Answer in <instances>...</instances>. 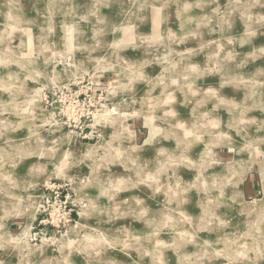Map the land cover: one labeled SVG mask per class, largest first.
<instances>
[{"label":"rangeland","instance_id":"374dc122","mask_svg":"<svg viewBox=\"0 0 264 264\" xmlns=\"http://www.w3.org/2000/svg\"><path fill=\"white\" fill-rule=\"evenodd\" d=\"M145 2L153 7L139 12L138 5ZM237 3L0 0V148L10 139L33 145L39 140L51 149L52 140L66 138L73 131L83 133L52 152L56 160L71 154L57 167L48 164L47 151L43 155L20 152L14 169L4 165L0 156V170L7 167L12 172L8 182L0 177V187L12 181L20 184L11 190V196L0 192V245L5 242V233L35 237L29 239L28 251L23 253L11 246L0 247V259L7 264H264V245L256 241L258 251L249 250L257 236L264 237L260 165H254L238 187L223 186L229 169L249 161L254 150L264 152V8L260 7L264 0H258L250 21L238 11L225 15V10ZM161 4L165 5L163 10ZM131 13L137 15L128 23ZM86 15L87 20H80ZM94 27L104 31L94 36ZM247 31L256 35L243 42ZM161 37L167 39L160 41ZM228 38H232L230 44ZM233 50L241 56L226 61ZM113 54L133 71L146 59L155 60L141 69L148 80L131 86L132 94L137 99L147 97L149 105L157 102L154 97L167 98L161 94L169 87L173 65L176 70L195 65L189 73L193 87L188 97L173 93L170 110L176 115L171 118L185 123L182 132L192 131L190 121H200L214 135L201 134L191 147L187 141L195 134L184 137L181 148H186V159L161 156L160 165L165 170L159 176L155 166L141 168L144 183L114 186L120 190L100 197L98 203L104 208L94 211L91 206L97 203L100 190L93 179L112 174L126 181L129 175L123 160L101 166L95 174L89 166L91 159L78 162L87 153L86 147L95 145L97 139L113 140L120 126L119 121L97 114V102H109L106 92L93 88L94 84H113L114 68L109 60ZM244 54H248V62L240 70L242 79L224 76L223 64L235 63ZM206 68L210 70L204 71ZM150 86L155 90L148 97ZM14 98L16 103L12 104ZM120 99L118 94L111 103ZM194 100L204 103L197 106ZM25 108L33 119L12 130L27 115ZM40 109L45 110V117L55 113L56 124L41 127ZM13 111L20 115H11ZM156 112L162 114L158 108ZM123 121L134 126L137 142L143 144L149 134L145 116L124 115ZM92 123H96L99 136L90 135V127H78ZM177 143L178 138L162 142L171 150ZM229 147L237 151L230 153ZM240 148L246 150L239 152ZM155 155L150 147L142 152L145 160ZM213 160L217 162L211 163ZM29 176L47 179L35 186L22 184ZM65 178L79 191L65 187ZM14 196L21 197L24 215H6L15 203ZM141 211L143 216L138 215ZM83 213L86 219L79 225ZM85 236L91 239L84 241ZM234 249L241 252L238 259H234Z\"/></svg>","mask_w":264,"mask_h":264},{"label":"clouds","instance_id":"9594fccd","mask_svg":"<svg viewBox=\"0 0 264 264\" xmlns=\"http://www.w3.org/2000/svg\"><path fill=\"white\" fill-rule=\"evenodd\" d=\"M155 2V0H154ZM258 0H238V3L235 6H230L228 9L225 10V15L230 16L232 12L238 11L240 16L242 18H245L247 21L252 20V11L257 7ZM153 7L152 3H140L138 5V11L143 12L145 8H151ZM165 5H160V10H163ZM187 7V6H186ZM261 8H264V3L260 4ZM95 13H92L91 15H94ZM136 13H131L128 23H131V17L136 16ZM89 17L81 16L80 20H87ZM261 19H264V16H261ZM99 23H102L99 22ZM200 25H197V29H199ZM251 27V26H249ZM264 27V25H262ZM183 28V24H182ZM120 29L114 28L113 31H119ZM260 29H257L259 31ZM103 28L94 27L93 32L94 36L95 34L99 32H103ZM256 35V32L254 31H247L245 33L244 41L247 42V39L251 36ZM167 37H161L160 41L166 40ZM181 39H186V37H181ZM232 42V38H228V43L230 44ZM159 43V41H158ZM165 48H167L166 45H164ZM110 47H117L116 45H112ZM264 51V49H262ZM156 52H159V47H156ZM171 55V53H169ZM241 54L233 51H230L227 54L226 61H233L237 57H240ZM164 59H167V57H163ZM109 60H111L113 68H114V76L115 79L113 81L112 85H99L94 84L93 88L95 90L96 87H99L103 92L107 93L106 99L109 103H101L97 102V114L103 115L106 117L111 118L113 122H120L119 128L114 133V139L113 140H103V139H97V142L95 145H89L87 153L83 154V156L78 160L79 163H84L85 160L91 159V164L89 165L93 173L95 174L99 167L104 166L106 167L107 164L115 163L118 161L123 160L126 169H128L129 175L128 179L125 180H117L112 174H108L105 177L102 178H94L93 183L99 188L100 194L98 197L95 198L97 201L96 204H93L91 207L94 211H100L103 210L104 206L99 205V199L102 196H105L108 194L109 191H119V187H114L120 184H128L132 187H135L137 184L144 183L145 181L140 178V169L141 168H147L149 166H155V175L159 176L165 169L160 165V157L167 155L170 158H174L178 161H183L187 158L186 156V148L182 150L181 145L185 143L184 137L194 136V139L191 141H187V147H191V144L195 143L196 141L200 140L201 134L213 136L214 134L211 133L207 129V125L201 123L200 121H190L189 127L192 128V131H184L185 129V123L181 122L179 119H172L171 117L175 116L176 113L170 110V106L173 102V93H182L186 96V98L189 95L190 90L193 87V84L189 82V73L195 70V65H188L185 66L179 70H176L175 65H173V71L170 79V84L168 89L165 93H162L161 95H167L166 99L160 100L159 98H153L157 102L153 105L148 104V98L145 97L144 99H137L134 94L131 92V86L134 82L137 81H147L148 78L141 74V69L143 67H146L149 63H154L155 60H148L146 59L143 61V63L136 68L135 71L132 70L131 67L125 65L119 58L116 56V54H113L112 57H109ZM248 62V54H244L241 59H239L235 63H224L222 66V72L224 76H230L232 79H242V77L239 75L240 70L244 68L246 63ZM47 64V61H45ZM210 69H204V71H209ZM55 82V81H54ZM53 82V83H54ZM224 85L221 84V87ZM44 87L51 88L52 85H45ZM154 87L150 86L148 97H151L152 91H154ZM41 91H43V87L41 88ZM120 95L121 99L118 103H111L113 98L117 95ZM191 96L195 97L196 93L191 92ZM197 106L202 105L204 103L203 100H194L193 101ZM12 104H15V98L11 101ZM111 104V106H109ZM139 106V107H137ZM167 106V107H166ZM159 109L162 114H157L156 109ZM27 115L24 117V119L21 121L20 124L12 126V130H16L17 128L21 126H25V121H31L33 117L31 116L29 109L25 108L23 110ZM41 112V117L43 118V123H41V127H44L45 124H56L55 120V113H52L50 116L45 117L43 109L39 110ZM11 115H20L18 112H10ZM124 115H130L132 117L138 116V115H144L146 118L147 123L145 124V127L149 129V134L146 139H144L143 144H139L137 142V135L134 130V126L127 124L123 121ZM204 116L209 115V113H204ZM96 123H99V120L96 121ZM96 123L92 124H81L78 127L81 129L85 127H90L93 129V132L90 133V135H97L99 136V133L96 130ZM55 130H59L58 128ZM49 131H52V129H49ZM81 132H70L68 134V137H62L60 140H52L51 149H47L46 146L39 140L35 142V144H30L28 141H25L22 144H17L16 141L5 139L4 144L5 147L0 148V156L3 158L4 165H11L12 169L15 168V164L19 162L18 157L20 152H27L30 155H43L45 151L49 154V160L48 164L52 165L53 167H57L58 165L63 164V160L68 159L67 154L64 156L63 160H56L52 158V152L54 150H57L62 143H68L70 142V139L72 136H79L82 135ZM118 138V140H117ZM172 138H178V143L175 150L167 149L163 147L162 142L167 141ZM31 137L29 138V140ZM115 142L116 146L113 147V143ZM264 142V141H262ZM151 148L155 155V158L152 160H145L142 156V152L146 148ZM207 147V146H206ZM247 147V146H246ZM229 152H236L237 149L229 147ZM245 148H240L239 152H244ZM101 161H106V164H101ZM216 160H213L211 163H216ZM256 164L260 165V182L262 191H264V152H257L253 151L252 157L249 161H240L238 165L234 169H229V174L224 177L223 186L228 187L231 185L232 187L236 188L239 186V184L243 183L244 177L247 173H249L252 170V167ZM48 165H42L41 167H47ZM209 166H211L209 164ZM35 167V165L33 166ZM12 175V172L8 170L7 167L0 170V177H2V182H8L10 177ZM173 175L175 173L173 172ZM42 179L40 177L35 176H29L25 177L22 180V184L24 185H32L35 186V184L39 183ZM171 179V178H169ZM65 187H68L72 189L73 191H79L78 188H73L72 186V180L69 178H65ZM20 187V184H17L15 181H12L11 183H5L4 187H0V192H3L5 196H11V190L14 188ZM159 189H157L158 191ZM243 195L242 193L240 194ZM12 199L15 201L13 203L10 210L6 212V215L11 216H21L25 214L26 210L20 209V203H21V197L14 196ZM29 200H31V197H28ZM46 199V198H45ZM133 200L136 198L133 197ZM111 202V197L109 198ZM138 202V201H137ZM123 204H129V201H123ZM255 203V201H254ZM31 205H29V208ZM37 211L40 209L37 208ZM91 214V213H89ZM128 214L122 213V215ZM145 213L144 211H141L138 213V215L143 216ZM34 219V214L32 216ZM66 235V234H65ZM5 242L0 245V247L7 248L11 246L15 250H19L22 253L25 251H28V242L29 239H35V237H25L24 235L19 236H11L8 233H5ZM2 238V237H0ZM103 239V236L100 237ZM84 241H89L91 237L85 236ZM256 241H259L261 245H264V237L257 236L256 240L253 241L250 251L256 252L258 251L256 246ZM219 243V241H218ZM127 246V245H125ZM234 259H238L241 255V252L239 249H234ZM29 255H31V252H28ZM0 264H7V261L5 259H0ZM108 264H117L116 261H109Z\"/></svg>","mask_w":264,"mask_h":264},{"label":"bare ground","instance_id":"6f19581e","mask_svg":"<svg viewBox=\"0 0 264 264\" xmlns=\"http://www.w3.org/2000/svg\"><path fill=\"white\" fill-rule=\"evenodd\" d=\"M86 149H88V147H86ZM86 217L85 214L83 213L79 222V225H81L84 221H85Z\"/></svg>","mask_w":264,"mask_h":264}]
</instances>
